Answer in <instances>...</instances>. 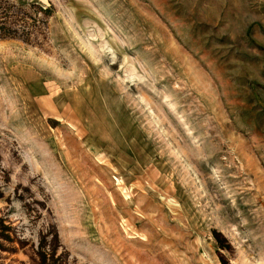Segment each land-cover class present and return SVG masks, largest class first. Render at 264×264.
<instances>
[{"label": "rangeland", "instance_id": "obj_1", "mask_svg": "<svg viewBox=\"0 0 264 264\" xmlns=\"http://www.w3.org/2000/svg\"><path fill=\"white\" fill-rule=\"evenodd\" d=\"M0 264H264V0H0Z\"/></svg>", "mask_w": 264, "mask_h": 264}]
</instances>
